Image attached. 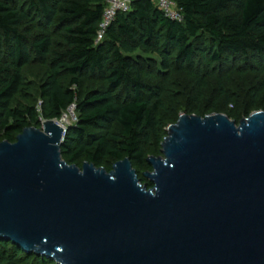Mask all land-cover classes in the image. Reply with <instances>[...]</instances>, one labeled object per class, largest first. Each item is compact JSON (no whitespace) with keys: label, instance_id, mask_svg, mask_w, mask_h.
I'll list each match as a JSON object with an SVG mask.
<instances>
[{"label":"water","instance_id":"95a60500","mask_svg":"<svg viewBox=\"0 0 264 264\" xmlns=\"http://www.w3.org/2000/svg\"><path fill=\"white\" fill-rule=\"evenodd\" d=\"M55 120L0 142V242L55 264H264V111L181 114L142 184L62 156Z\"/></svg>","mask_w":264,"mask_h":264},{"label":"trees","instance_id":"16d2710c","mask_svg":"<svg viewBox=\"0 0 264 264\" xmlns=\"http://www.w3.org/2000/svg\"><path fill=\"white\" fill-rule=\"evenodd\" d=\"M173 1L180 21L167 17L153 0H136L97 43L105 0H0V131L5 140L14 143L13 135L37 124L40 114L44 120L61 119L76 104L78 123L68 128L62 146L69 165L85 160L100 168L125 158L142 165L164 103L162 89L143 81L146 61L135 55H158L164 71L174 62L208 66L237 58L246 67L264 69V0ZM34 29L42 33L32 37ZM52 32L60 34L65 49L54 54L40 86L41 109L12 108L32 55L46 63L52 54ZM89 81L103 87L84 91ZM260 93L263 84L256 100ZM28 257L12 243L0 242V264H27Z\"/></svg>","mask_w":264,"mask_h":264},{"label":"rangeland","instance_id":"374dc122","mask_svg":"<svg viewBox=\"0 0 264 264\" xmlns=\"http://www.w3.org/2000/svg\"><path fill=\"white\" fill-rule=\"evenodd\" d=\"M157 5V0H153ZM41 30L34 29L31 36L41 34ZM54 45L52 54L46 63L32 55V61L24 68V85L12 102V108L34 106L41 109L40 86L46 80L50 64L56 52H62L65 45L57 32H52ZM146 61L143 81L162 89L164 108L157 113L158 127L151 131L150 144L146 148V157L161 155L162 143L167 137V129L176 124L181 114L196 115V113L211 115L224 114L237 124L256 111H264V94L260 93L255 99L258 89L264 85V69L250 66L246 67L241 58L232 59L228 64H211L196 62L193 66H181L176 62L169 70L161 69V59L158 55L139 52L134 56ZM102 82H86L85 89H99ZM78 116V115H77ZM43 116L40 114L38 123L34 127L43 129ZM18 135H13L15 141ZM6 141L4 133L0 131V142ZM81 160L77 166L82 167ZM114 161L106 163L103 168L111 170ZM142 180L148 183L143 173L150 172L151 168L144 163L133 164ZM25 259L22 257L20 259ZM27 264H55L52 260L41 262L37 256L29 255ZM19 260V259H18ZM26 262V261H24ZM18 264H21L18 263Z\"/></svg>","mask_w":264,"mask_h":264},{"label":"built area","instance_id":"2783aa9c","mask_svg":"<svg viewBox=\"0 0 264 264\" xmlns=\"http://www.w3.org/2000/svg\"><path fill=\"white\" fill-rule=\"evenodd\" d=\"M134 1L136 0H105L106 6L100 23V30L96 40L97 43L102 42L108 28L115 21L118 14H125L131 11ZM156 6L170 19L178 21L181 20V11L178 9L173 0H157ZM76 109V104L70 106L61 119L55 120L57 123L65 121V126L63 127L65 130L64 136L70 126L78 123Z\"/></svg>","mask_w":264,"mask_h":264},{"label":"bare ground","instance_id":"6f19581e","mask_svg":"<svg viewBox=\"0 0 264 264\" xmlns=\"http://www.w3.org/2000/svg\"><path fill=\"white\" fill-rule=\"evenodd\" d=\"M58 124H59L61 127H64V126H65V121H60V122H58Z\"/></svg>","mask_w":264,"mask_h":264}]
</instances>
